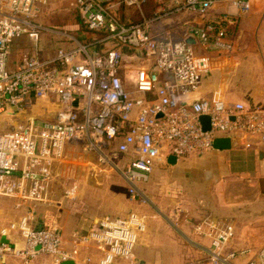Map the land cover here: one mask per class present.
Returning a JSON list of instances; mask_svg holds the SVG:
<instances>
[{"label": "built area", "instance_id": "built-area-1", "mask_svg": "<svg viewBox=\"0 0 264 264\" xmlns=\"http://www.w3.org/2000/svg\"><path fill=\"white\" fill-rule=\"evenodd\" d=\"M47 1L0 0V116L24 114L38 103L47 104L41 108L52 113L49 120L29 118L0 132V196L46 201L52 167L63 160L69 147L89 155V164L98 171L115 172L127 186L128 195L142 200L139 185L161 160L202 157L212 150L213 140L224 134L264 143L262 111L216 98L187 102L209 71V57L196 55L185 42L151 32L156 21L173 14L204 17L225 2L247 13L249 0H172L173 7L160 6L152 18L129 25L113 15V8L140 9L144 0H73L71 7L96 35V44L102 47L108 43L110 47L91 51L94 42L77 43L76 48L57 49L45 59L24 55L9 68L14 41L25 37L36 45L48 30L38 22ZM229 25L231 19L222 15L192 28L191 34L201 46L228 53L233 47L227 39ZM62 34L68 41L74 40ZM201 116L209 118L207 131L202 129ZM76 190L72 184L65 198L73 200ZM32 219L28 212L18 223L0 230L5 238L0 239V264L8 258L29 264L37 255L50 257L52 264L73 260L77 245L65 250L57 229H35ZM144 229L143 219L131 212L122 218L104 217L86 234H74L73 240L97 243L102 252L98 264H113L118 259L138 264L133 249ZM10 231L22 238V248L8 241ZM194 233L209 240V264H233L244 254L227 251L234 237L229 223L205 218L195 225ZM258 258L259 264H264V248Z\"/></svg>", "mask_w": 264, "mask_h": 264}, {"label": "crops", "instance_id": "crops-1", "mask_svg": "<svg viewBox=\"0 0 264 264\" xmlns=\"http://www.w3.org/2000/svg\"><path fill=\"white\" fill-rule=\"evenodd\" d=\"M153 1L152 15L148 17L142 11L138 22L152 18L160 6L169 8L174 6L172 0ZM249 5V12L241 13L228 2L220 3L209 10L204 17L181 12L156 21L152 25L153 35L172 40L176 38L175 41L191 45L196 55H205L211 59L210 71L203 75L199 89L189 96L187 102L197 99H215L213 90L221 87L219 79L226 77V71H229L234 64L233 70H242L239 63L242 61L245 62V65L247 64L245 70H253L255 64H262L263 91L261 98L264 99V0H249ZM222 15H226L232 21V25H229L231 27L228 31V39L233 47L227 53L229 55L201 46L198 39L191 34L192 28L201 27ZM38 22L42 26L45 25L44 18L38 19ZM70 25L73 41H68L64 37L62 34L64 31L54 32L51 30L43 32L36 45L25 37L14 41L9 55V68H13L24 55H35L45 59L57 49L76 48L77 43L94 42L95 45L91 51L110 47L108 43L102 47L98 46L96 35L81 30L78 23ZM259 41H262L260 47L251 50L250 43L257 44ZM216 52L222 54L214 60L215 57L213 58L212 55H215ZM250 52H253V56L258 58L251 60L242 58L249 56ZM234 56L235 60H233ZM126 61H128L127 57ZM210 78L213 81L209 80ZM250 85L254 87V83H248V86ZM222 101L232 104L242 102L244 98L242 94H239L236 99L224 97ZM244 103L246 106L249 105L247 101ZM262 112L264 113V111ZM222 136L242 138L250 143L237 145L227 151L212 149L200 158L189 157L180 160L167 158L155 164L146 183L150 182L152 185L157 184L158 186L166 183L167 194L164 195L167 196L166 201L172 210L163 213L161 209L148 210L145 207L142 209V205H138V215L143 219L145 229L139 234L133 249V259L136 263L209 264L206 257L209 240L196 235L194 227L203 219L211 218L218 222L229 223L234 228V237L228 244L227 251H243L244 254L238 255L233 260V264H248L250 262L259 264L258 255L264 248V143L244 135L224 134ZM92 168L96 169L93 166ZM158 172L168 173L169 180L163 181L162 177H158ZM174 173L179 174L174 175ZM182 173L187 174L182 175ZM216 175L217 178L214 179L213 177ZM154 178H159V181L155 180L154 182ZM164 187L162 185V189ZM201 187L202 190L199 189ZM87 195L88 198L97 196L93 191L88 192ZM78 198L79 195L76 192V199H73L74 201L71 203L73 208L68 209L62 204L52 206L46 202L35 203L29 209L33 216L30 224L35 229H57L62 235L65 250L70 251L77 245V255L71 260L74 264H98L102 257L98 244L94 242L77 244L73 240V236L74 234L82 235L95 228L97 223L107 216H104L105 213L87 214L78 211L76 207ZM6 238L18 248H22L24 245L16 231H10ZM0 239L5 238L0 236ZM5 264L23 263L21 260L8 258ZM29 264H52V262L51 258L46 255H37ZM113 264H128V261L118 259Z\"/></svg>", "mask_w": 264, "mask_h": 264}, {"label": "rangeland", "instance_id": "rangeland-1", "mask_svg": "<svg viewBox=\"0 0 264 264\" xmlns=\"http://www.w3.org/2000/svg\"><path fill=\"white\" fill-rule=\"evenodd\" d=\"M69 1H71V3H68ZM72 1L73 0H48L47 3L42 6L39 15V20L44 18L45 25L43 27L54 32L64 31L72 35L70 24H74L75 22L78 24L80 23L79 17L71 7ZM260 44H262V41H259L257 44L251 42L250 49L255 50L257 47H260ZM221 54L222 53L216 52V54L212 56L213 58L215 57L214 60H216ZM253 54V52H250L249 56H244L242 58L245 60L257 59L258 57H254ZM233 60H235V56ZM239 63L243 69L240 71L233 70L232 67L235 66L234 64L229 71H226V77L224 76V78L219 79V85L221 87L218 86L219 88L213 90L215 93L214 97L221 100L224 97L236 99L239 94H242L244 101L249 103V105L246 106L244 101L241 102L247 109L254 107L251 110L264 111V99L261 98L263 91L262 64H255L253 70H245L247 64L245 65L244 61ZM209 80L213 81L211 78ZM248 83H254V87H251V85L248 86ZM43 105L46 106L47 104L38 103L32 110L15 117H10L8 114L1 115L0 132L8 130L11 125H22L29 118H34L38 121L49 120L52 113H48L44 108H41ZM50 107L51 109H49V111H54V107L52 105H50ZM5 123H7V125H5ZM90 160L91 157L82 152L81 149L69 147L66 150L63 160L59 162L58 165L52 167L50 173L51 177L46 184L45 190L47 199L44 202L52 206H59L62 204L66 206V209L73 208L71 203L76 199V194H74V200H70L65 198L64 193L72 184H75L77 186L76 192L79 195L76 207L78 211L83 213H105L104 216L108 218H122L131 212L138 214V205H142V209H144V207L148 210H153L154 208L158 210L161 209L163 213L171 209L166 201L167 196L164 195L165 193L167 194L166 183L159 184L160 186L157 184L152 185L150 182L139 185V189L142 191L143 198L145 199L139 200L138 198H133L128 195L127 186L115 172H100L92 168V165L89 164ZM167 174L166 172H158V177H162V180L166 182L170 178L167 177ZM178 174L179 173H174V175ZM186 174L187 173H182V175ZM213 178L216 179L217 175ZM155 180L159 181V178H154V182ZM162 185L165 186L164 189H162ZM203 185L205 186V184ZM199 189L202 190V187ZM91 191L96 193L97 196L88 198L87 193ZM35 203L40 202H28L12 197L0 196V229L8 227L10 224L18 223L21 217L31 212L29 209Z\"/></svg>", "mask_w": 264, "mask_h": 264}, {"label": "trees", "instance_id": "trees-1", "mask_svg": "<svg viewBox=\"0 0 264 264\" xmlns=\"http://www.w3.org/2000/svg\"><path fill=\"white\" fill-rule=\"evenodd\" d=\"M154 1L153 0H144V2L141 4L140 9H137L135 7H127L124 5H118L116 8L112 10L113 15L116 16L118 19H120L124 24L129 25L132 23H137L140 19V13L143 11V13L148 17H150L151 11L153 10V5ZM128 13V14H127ZM129 18V19H128ZM80 21V19H79ZM79 26L81 30L89 32L86 27L82 24L80 21ZM231 26L226 27V33L228 37V31ZM91 33V32H89ZM228 39V38H227ZM229 40V39H228Z\"/></svg>", "mask_w": 264, "mask_h": 264}, {"label": "water", "instance_id": "water-1", "mask_svg": "<svg viewBox=\"0 0 264 264\" xmlns=\"http://www.w3.org/2000/svg\"><path fill=\"white\" fill-rule=\"evenodd\" d=\"M199 121L202 125V129L204 131L209 130V118L207 116H201L199 117ZM256 139V138H251ZM244 143H250V141L242 138H232V137H216L212 142V149L217 151H227L230 150L232 147H235L237 145H242ZM168 159H174L173 157H169ZM61 264H74L73 261L68 260L65 262H62Z\"/></svg>", "mask_w": 264, "mask_h": 264}]
</instances>
